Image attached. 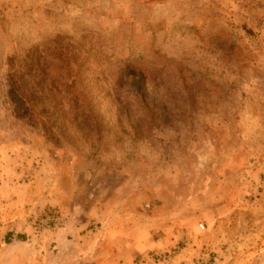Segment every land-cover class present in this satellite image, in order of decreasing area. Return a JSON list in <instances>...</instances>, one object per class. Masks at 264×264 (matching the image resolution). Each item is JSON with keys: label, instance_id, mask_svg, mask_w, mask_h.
I'll list each match as a JSON object with an SVG mask.
<instances>
[{"label": "rangeland", "instance_id": "374dc122", "mask_svg": "<svg viewBox=\"0 0 264 264\" xmlns=\"http://www.w3.org/2000/svg\"><path fill=\"white\" fill-rule=\"evenodd\" d=\"M55 35L120 77L88 65L58 143L4 80ZM0 264H264V0H0Z\"/></svg>", "mask_w": 264, "mask_h": 264}, {"label": "trees", "instance_id": "16d2710c", "mask_svg": "<svg viewBox=\"0 0 264 264\" xmlns=\"http://www.w3.org/2000/svg\"><path fill=\"white\" fill-rule=\"evenodd\" d=\"M105 47L106 52L124 67L128 68L133 64L132 54L123 58L115 51V48L125 47L135 53L132 45ZM155 57L163 58L158 53H155ZM108 62L106 53L62 35H55L41 44L31 46L22 56L8 58L4 80L15 117L26 119L47 140L58 143L60 138L65 137L68 127L79 128L76 122L79 118L78 111L83 112L85 105L88 106L90 116L94 112L96 114V109L89 108L92 103L87 102L92 98L87 85V68L88 65H96L110 71ZM109 73L108 77L116 75L120 79L117 72H113L114 75L112 71ZM130 82L133 95L142 105L141 110H150L145 79L133 76ZM95 117L99 116L96 114ZM97 126L108 128L102 120ZM17 239L23 240V237L18 235Z\"/></svg>", "mask_w": 264, "mask_h": 264}]
</instances>
